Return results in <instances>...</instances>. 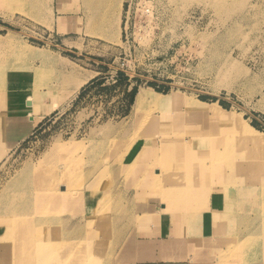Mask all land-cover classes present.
I'll return each mask as SVG.
<instances>
[{
    "label": "rangeland",
    "instance_id": "obj_1",
    "mask_svg": "<svg viewBox=\"0 0 264 264\" xmlns=\"http://www.w3.org/2000/svg\"><path fill=\"white\" fill-rule=\"evenodd\" d=\"M65 1L73 6L68 10L78 16L74 32L67 35L55 31L52 0H0V75L5 81L20 78L16 79L20 86L6 89L19 92L15 97L20 96L23 109L26 95L34 94L30 116L35 114L36 105L47 106L52 95L71 90L74 77L93 74L76 95L61 101L53 111L35 114L31 132L18 143L5 142L0 133V154L4 153L0 158V215L25 206L20 211L25 220L18 225L28 224L31 232L34 228L42 233L39 240L56 243L54 247L63 254L60 262L73 264L66 260L90 251L94 255L91 264H107L116 233L105 229L128 222L135 202L160 199L148 188L151 180H158L145 172L153 162L159 164V159L164 165L166 150L157 144L162 134L178 142L201 138L204 143L217 144L219 150L232 155L239 169L250 172L246 182L264 193V149L249 142L235 126V118L241 115L264 132V0H107L110 11L103 17L87 7L91 0ZM123 3L121 32L116 12L117 5ZM63 26L60 21L62 32L67 29ZM85 56L104 63L100 73ZM117 69L125 71L117 73ZM27 85L30 88L22 93L19 89ZM51 89V96L40 98L37 94ZM214 102L225 109L224 113L215 110ZM22 119L30 122L27 113ZM148 140L153 145L148 142L145 151L140 148L124 167L136 148ZM40 164L51 170L49 178L58 182V192L60 184H66L71 192L84 188L89 194L101 193L95 200L97 209L77 212L80 198L76 194L69 202L73 207L63 213L61 209L68 203L36 213L35 207L26 206L36 202V195L16 192L28 187L33 175L19 183L11 180L24 166ZM39 179L40 186L51 185L48 176L45 181L41 176ZM142 181L147 186H140ZM189 184L204 187L205 192L209 180L194 179ZM24 196L30 197L28 202ZM204 199L201 196L198 202ZM263 200L259 195L241 199L240 209L258 217L256 207ZM58 213L61 220L68 215L86 216L84 245L59 241L50 233V225H36L41 215ZM60 224L55 227V236L66 227L62 221ZM94 227L103 230L92 231ZM262 233V240L257 233L250 241L243 239L239 248L247 244L256 252L264 250V227ZM232 249L226 247L220 259L232 258ZM19 254H10L15 261L12 264H18ZM255 256L249 264L264 263L262 253ZM29 263L40 264L37 259Z\"/></svg>",
    "mask_w": 264,
    "mask_h": 264
},
{
    "label": "crops",
    "instance_id": "obj_2",
    "mask_svg": "<svg viewBox=\"0 0 264 264\" xmlns=\"http://www.w3.org/2000/svg\"><path fill=\"white\" fill-rule=\"evenodd\" d=\"M88 3L87 7L92 9H96L99 5H97L95 1H89ZM72 7L73 6L65 0H52L55 31L61 35L74 32V24L78 16L68 10ZM124 7V3L121 7L117 5L116 12V22L118 23L120 20L121 32L124 24ZM82 14L84 17L86 16L84 12ZM98 14L100 15V13ZM60 21L64 24L63 27L67 28L64 32L60 31ZM85 60L89 61L97 72H99L98 69L104 64L101 60L92 57L85 56ZM17 94L19 95V92ZM27 96L28 95L25 97L24 109L22 108L23 105H21L22 100L20 96H14V101L18 104H16L13 109L10 108L6 115L3 134L5 142L9 144H16L28 135L36 121L35 114L30 116L28 113L29 106L33 104L31 100H26ZM14 101H12L11 106ZM50 101L51 99L46 103ZM53 110L54 109L45 113ZM26 113L30 120L28 123H25L22 119L23 115ZM142 147L143 146L140 145L136 148L131 160L126 161L125 165H123L124 167L132 162L135 155ZM139 192L140 191H136L135 193ZM135 193L133 192V194ZM100 195L101 193L99 194L97 191L93 194L85 192L79 195V202L81 201L82 203H76L77 212L84 210L86 213H90V211L97 209L98 201L95 202V200L101 198ZM158 197L160 199L149 197L145 200L135 202L131 209L128 222L115 223V225L112 224L111 227L105 229L116 233L111 239L113 246L112 250L109 251L107 264H249V261L256 258L255 255L259 253L264 255V250L261 246L260 248H262V250L260 249L257 251L258 253L255 250H247L246 252L239 248V244L242 243L241 241L246 236L257 233V235H262V229L258 224L259 219L256 220L257 217L248 216L247 213L241 211V209L227 214L226 211L223 210L224 203H226L227 199L224 194L212 192L204 201L202 200L197 202V204L195 203L194 207L189 209H169L167 202L163 200L162 197ZM88 198L90 199V203L87 202ZM239 198L240 196L237 198L235 197V200L241 202L242 198ZM71 201L72 200L67 201L68 205L61 209V213L73 207L69 203ZM60 218L61 216L59 213L49 218L51 221L50 233L54 237H57L59 241H66L79 245L83 244L84 239H86V232L88 231L86 216L76 214L75 216H64L62 220ZM61 221L63 225L66 224V227L62 226V230L59 228L60 236H55V227H59L58 224H60ZM216 221H218V225H215ZM219 221H225L223 226ZM102 230V227H94L92 229V231L95 232H100ZM233 236H235L233 239L235 240L234 242L233 240L230 241ZM97 241L96 239V242ZM83 247L85 248V246ZM226 247H232L234 254L232 258L222 261L220 256L221 253L226 250ZM246 253L249 254L246 255ZM8 256L9 255L3 251H0V264L15 263V261ZM3 257L5 259L4 262H2ZM255 264L264 263L256 262Z\"/></svg>",
    "mask_w": 264,
    "mask_h": 264
},
{
    "label": "bare ground",
    "instance_id": "obj_3",
    "mask_svg": "<svg viewBox=\"0 0 264 264\" xmlns=\"http://www.w3.org/2000/svg\"><path fill=\"white\" fill-rule=\"evenodd\" d=\"M95 2H97V5L99 4L98 7L96 5L97 7L96 10L99 11L98 13H100L102 17L109 14L111 3L107 2V0H98ZM101 19L99 18V20ZM109 23L111 24L110 20ZM92 76L93 74L89 73L83 77H79V78L74 77L76 78V80L74 85L70 88L71 90L65 93L61 92L62 94L59 93L60 95H58L57 97L55 95H52V93H54L53 89L37 92L38 96H41L40 98H42L43 95L48 96L50 94L52 95V96L50 95L52 98L50 101L51 104H47V106L36 105V108L34 107L33 110L34 113L41 115L42 113L52 110L54 107H56V105L59 106L58 104L61 101H64L67 98L76 95L79 92L81 86L85 84L90 78H92ZM16 79L20 80L18 76H16ZM16 79L5 81L3 76L0 75V133L4 132V124L6 123L5 118L6 115L8 114L9 109L10 108L13 109L16 106V104H18L14 101V96L18 95L16 94L17 92L15 91L8 92V89H6L7 88L6 86L15 85V87H17L18 81L16 82ZM29 86L27 85L26 88L22 87L19 90L21 92H26V89L30 88ZM33 95H28L26 100L32 101L33 100L32 98L34 97ZM12 101L14 102L11 106ZM7 103H9L8 105L10 106V108L8 107ZM212 105L213 107H215V110H217L219 113H224L222 111H225V109L222 108L218 102H214ZM137 109L138 111H140L139 108ZM235 126L237 130L242 131L246 135V137L249 139V142L264 149V132L250 125L246 120L242 119L241 115L235 118ZM201 140L202 139L199 138L195 140L192 139V141L186 140V141L178 142L176 140L171 139L166 134H162L160 142L158 141L157 143L158 146H161L162 148H164V150H166L163 157L164 165L162 161L159 159V164L153 162L151 167L150 166L147 167L145 173L147 174V176L152 174L154 179L158 180V182H153V180H151L152 182L148 184V188L151 189V192L154 191L157 192L158 196L162 197L163 200L167 201L169 209L193 208L195 203L197 204L198 199H200L201 196H205L206 198L212 192H219L227 197L223 209L226 211L227 214L238 211V209H240L242 206L239 200L238 201L235 200V197L237 198L240 196V198L246 199L253 196L255 198L256 195H259L261 196V198L264 199L263 192L262 193L257 192L256 187L248 184L249 182H246L249 180V176L251 175L250 172H248L247 170L243 171L239 169L240 167L236 165V161L231 154L224 153L223 151H221V149L219 150L216 147L217 144L215 145L213 143H208V142L204 143ZM148 142L150 143V145H153V141L151 142L149 140L145 141V145L140 150L145 151L146 148L150 146ZM227 144L229 143L227 142ZM171 147H173L174 150L172 153H169V151L167 150H170ZM151 151L152 150H149L148 152ZM3 155L4 153L0 154V158ZM169 162H173L177 164L178 165L177 168H171L170 166H168V164H165ZM157 165H159L160 167ZM151 168L153 169V171ZM50 171L51 170L49 169V172ZM49 172L46 164H40L39 166L26 165L11 180V182L19 183L23 178L33 175L30 177L32 183L28 187L20 188L19 189L20 191L17 190L16 194L19 195L35 194L36 197H34V200H36V202H32V205L30 202L29 204H26V206L28 207H35L34 210L35 213L38 210H42L43 208L48 206L54 207L56 205L66 204L67 201H70L72 198H74V194L79 196L87 192V191H83L84 188L83 189L80 188V190L79 189L76 190L75 188L73 190H76V192H71L70 191L71 189H69L66 186V184H60V183H59L61 185L60 192L56 191L58 182L55 179L52 180L49 178V174H48ZM39 176L42 177L43 181H45L48 176L51 185L49 187L40 186ZM194 179L205 180V181L209 180V184L208 187L205 189V192L203 191L204 187L201 186L195 187L189 184V182ZM140 186H147V184L144 181H142L140 183ZM199 191L201 192V195L199 194ZM22 198L23 200H27L28 202V199L30 197L24 196ZM23 208L21 209L14 208V211H16L15 213L9 211L6 212L4 215H0V251H3L7 255H9L8 257H10L11 253L14 254H16V252L18 254L20 253L18 262H16L18 264H32L29 262H32L35 259H37L40 264H65L59 261V259L63 256V254L61 253V249L59 248L56 249V247H54L56 243L42 242L41 240H39L42 238L41 237L42 233L40 232L38 234V231L34 232L35 230L34 228L32 229L31 232V228H29L28 224H22V226L18 225L19 222L25 220V218H23L20 212L22 211ZM256 209L260 211V215L256 218V220L259 219L258 224L259 227L262 229V227H264V218H263L264 200L257 205ZM37 214H42V213H37ZM50 217L51 216L41 215V217L38 219V222L36 224L38 228L41 226L51 225V221L49 220ZM219 222L222 226L225 223V221H219ZM217 223L218 221H216L215 225H218ZM36 225L34 227H36ZM34 234L38 235L39 238L35 239ZM31 235L33 236V238L30 237ZM255 235L256 234L248 235L244 238L243 241H250L255 237ZM259 238H261L262 240L263 236L260 235ZM241 246L242 244L239 247ZM242 249L251 250L250 246L247 244H245L242 247ZM25 252L27 253V256L24 254ZM93 256H94L93 253H91L90 251H86L85 256L79 254L78 257H75L72 260L67 259L66 262L73 264H91L93 263ZM33 258L35 259L33 260Z\"/></svg>",
    "mask_w": 264,
    "mask_h": 264
},
{
    "label": "built area",
    "instance_id": "obj_4",
    "mask_svg": "<svg viewBox=\"0 0 264 264\" xmlns=\"http://www.w3.org/2000/svg\"><path fill=\"white\" fill-rule=\"evenodd\" d=\"M126 22H127V21H126ZM125 32H126V31H125ZM119 71H122V72H123V71H125V70H120V69H117V73H118ZM127 75H128V74H127Z\"/></svg>",
    "mask_w": 264,
    "mask_h": 264
},
{
    "label": "trees",
    "instance_id": "obj_5",
    "mask_svg": "<svg viewBox=\"0 0 264 264\" xmlns=\"http://www.w3.org/2000/svg\"><path fill=\"white\" fill-rule=\"evenodd\" d=\"M120 74H122L121 72H120ZM123 75V74H122ZM151 84H153V83H151Z\"/></svg>",
    "mask_w": 264,
    "mask_h": 264
},
{
    "label": "water",
    "instance_id": "obj_6",
    "mask_svg": "<svg viewBox=\"0 0 264 264\" xmlns=\"http://www.w3.org/2000/svg\"><path fill=\"white\" fill-rule=\"evenodd\" d=\"M213 96H216V95H213Z\"/></svg>",
    "mask_w": 264,
    "mask_h": 264
}]
</instances>
